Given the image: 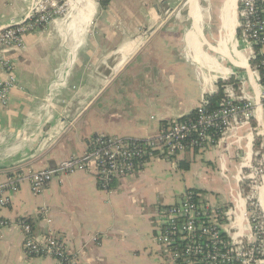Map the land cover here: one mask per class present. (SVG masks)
Returning a JSON list of instances; mask_svg holds the SVG:
<instances>
[{"label":"crops","instance_id":"0c3cea01","mask_svg":"<svg viewBox=\"0 0 264 264\" xmlns=\"http://www.w3.org/2000/svg\"><path fill=\"white\" fill-rule=\"evenodd\" d=\"M31 2L0 0V28L21 22ZM241 19L240 0H76L67 16L6 51L17 87L0 107V185L81 155L95 136L151 137L216 95L218 81L234 80L223 95L256 106L248 124L232 119L216 143L154 158L110 192L85 172L55 177L38 196L23 182L0 208L10 222L0 229V264H56L25 255L24 219L34 238L51 231L80 264H173L153 241L154 214L188 191L222 211L230 240L250 239L249 201L264 220V180L254 191L245 177L264 153L254 133L264 105L255 50L237 37Z\"/></svg>","mask_w":264,"mask_h":264},{"label":"built area","instance_id":"2783aa9c","mask_svg":"<svg viewBox=\"0 0 264 264\" xmlns=\"http://www.w3.org/2000/svg\"><path fill=\"white\" fill-rule=\"evenodd\" d=\"M107 1V0H100ZM76 0H32L21 22L0 28V107L8 103L10 91L17 87L14 63L6 55L9 49L22 48L24 35L47 27L55 19L73 11ZM241 40L252 47L264 45V7L258 0H240ZM257 52H254L255 58ZM264 55V54H263ZM264 72V56L254 68ZM261 100L264 105V84L260 82ZM204 102L194 112L181 120L162 127L155 135L146 139L95 136L87 142L81 155L65 159L56 165L26 175L9 178L0 185V208L10 204L11 195L23 182H27L32 195L44 192L55 177L70 176L77 172L91 173L103 192H110L114 181L135 175L158 157L200 151L214 144L231 128L234 118L248 124L254 117L255 106L251 101H235L225 94L216 109L209 110ZM257 136L264 138V126L254 128ZM264 147V145H263ZM246 179L255 191L264 180V153L261 161L249 169ZM253 191V192H254ZM48 219V211L40 210ZM249 230V240H230L223 232L224 215L218 207L209 205L199 194L188 191L177 203L159 206L154 214V243L173 264H258L264 260V220L256 203H248L242 214ZM17 225L22 232V249L28 258H51L56 264H80L77 253L65 249L62 241L51 231L40 239L34 238L32 228L26 220ZM10 222L0 220V229ZM97 237L93 238L96 241Z\"/></svg>","mask_w":264,"mask_h":264},{"label":"trees","instance_id":"16d2710c","mask_svg":"<svg viewBox=\"0 0 264 264\" xmlns=\"http://www.w3.org/2000/svg\"><path fill=\"white\" fill-rule=\"evenodd\" d=\"M98 1H99L100 5L104 6L107 3L108 0L107 1L98 0ZM240 36H241V29L239 28L238 29V33H237V37L240 38ZM253 48H254L255 52H257L256 57L251 61L252 66L255 68L257 66V64L261 61V59L263 58L264 55L259 53V48L260 47H255L254 46ZM259 74H260V82L262 84H264V72L260 71ZM228 83H234V80L231 79V80L226 81V82L218 81L216 83L217 86H218L217 94L212 96V97H210V98H208V100L206 102L207 103L206 106H207V108L209 110H213V109H216L218 107L219 102L221 101L222 97L224 96L223 95V86L228 84ZM191 192H194L195 194H198L196 191H191ZM24 220L29 222L27 219H24Z\"/></svg>","mask_w":264,"mask_h":264},{"label":"rangeland","instance_id":"374dc122","mask_svg":"<svg viewBox=\"0 0 264 264\" xmlns=\"http://www.w3.org/2000/svg\"><path fill=\"white\" fill-rule=\"evenodd\" d=\"M158 188H160V190H163V188L161 186H157Z\"/></svg>","mask_w":264,"mask_h":264}]
</instances>
